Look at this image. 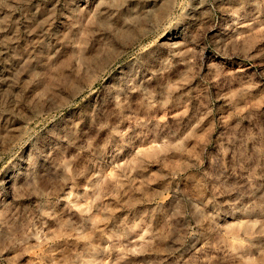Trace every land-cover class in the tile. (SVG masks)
I'll list each match as a JSON object with an SVG mask.
<instances>
[{
	"label": "rangeland",
	"instance_id": "1",
	"mask_svg": "<svg viewBox=\"0 0 264 264\" xmlns=\"http://www.w3.org/2000/svg\"><path fill=\"white\" fill-rule=\"evenodd\" d=\"M0 264H264V0H0Z\"/></svg>",
	"mask_w": 264,
	"mask_h": 264
}]
</instances>
